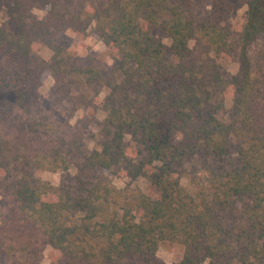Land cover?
<instances>
[{"label": "trees", "instance_id": "trees-1", "mask_svg": "<svg viewBox=\"0 0 264 264\" xmlns=\"http://www.w3.org/2000/svg\"><path fill=\"white\" fill-rule=\"evenodd\" d=\"M0 3V264H43L48 246L52 264H166L164 243L183 248L176 264H264V0ZM91 29L113 61L107 76L71 64L60 43ZM48 72L54 102L73 111L106 89L99 149L37 115ZM71 168L73 185L27 171Z\"/></svg>", "mask_w": 264, "mask_h": 264}, {"label": "rangeland", "instance_id": "rangeland-1", "mask_svg": "<svg viewBox=\"0 0 264 264\" xmlns=\"http://www.w3.org/2000/svg\"><path fill=\"white\" fill-rule=\"evenodd\" d=\"M247 5H241L233 14L236 23L243 24L246 20ZM35 14L39 18L45 17V11L36 10ZM7 15L0 3V25L7 22ZM64 47V53L68 61L80 67L91 65L92 67L101 70L104 76H107L113 61L110 58L109 52L104 43L101 41L99 35L94 29H91L87 35L67 31L64 38L60 41ZM33 53L41 60L48 61L52 52L49 48L40 44L33 46ZM239 71V64L237 60L228 61V72L230 74H237ZM42 84L40 87V106L37 109V115L42 116L52 126L59 131L79 132L86 137V145L89 151L99 149L97 144V134L99 132L101 123L104 119V112L100 109V101L106 95V89L103 88L99 98L96 100L98 106L96 108H81L77 111L72 110V105L69 101L55 103L52 97V89L55 81L50 72L42 76ZM232 104L231 96L227 98V107L230 108ZM71 133V134H72ZM76 133V134H77ZM28 173L34 178H40L44 181H49L53 185L58 186L62 182L75 184V176L77 171L71 168L69 171L51 172L49 170L28 169ZM110 179L113 184L120 189H123L127 184L141 187L147 194L154 195L153 188L150 184L140 179L138 181H131L128 177L123 178L116 172H106L103 174ZM183 254V248L177 244L164 243L160 245L158 250V257L166 264L178 263ZM57 252L51 247H46L43 252V264H52L56 258Z\"/></svg>", "mask_w": 264, "mask_h": 264}]
</instances>
